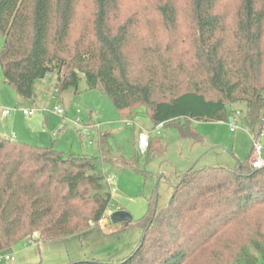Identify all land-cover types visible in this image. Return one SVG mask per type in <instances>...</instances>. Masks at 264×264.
<instances>
[{
    "label": "trees",
    "instance_id": "obj_1",
    "mask_svg": "<svg viewBox=\"0 0 264 264\" xmlns=\"http://www.w3.org/2000/svg\"><path fill=\"white\" fill-rule=\"evenodd\" d=\"M120 1L91 0L79 29L80 0H0L4 82L31 100L34 84L52 73L58 94L71 88L78 96L83 79L85 90H99L121 117L144 107L154 126L178 125L191 140L196 139L191 121L224 122L236 105L245 108L243 118L258 133L264 129V0L159 4L155 12L167 29L176 28L182 10L188 17L181 34L188 58L174 61L168 49H148L155 55L154 81L146 83L132 77L127 52L137 16L114 23ZM185 81L183 92L155 96L158 82L163 93L161 85L179 90ZM110 138L104 134L98 141L104 166ZM250 156L233 169L207 167L178 176L161 210L156 195L150 198L141 219L123 223V229L139 227L142 237L117 264H257L253 251L264 261V167L252 168ZM95 171L87 156L0 136V252L33 233L45 243L89 232L90 223L97 226L111 193Z\"/></svg>",
    "mask_w": 264,
    "mask_h": 264
},
{
    "label": "rangeland",
    "instance_id": "obj_2",
    "mask_svg": "<svg viewBox=\"0 0 264 264\" xmlns=\"http://www.w3.org/2000/svg\"><path fill=\"white\" fill-rule=\"evenodd\" d=\"M166 1L121 0L119 3L118 19L114 21L116 25L126 20L127 16H137L133 18L130 27L131 39L127 52L132 61V77L141 83L150 79L154 81L151 71L154 73L152 58L155 55L148 53V49H168L174 61H187L188 58L184 55L187 41H184L181 34L188 29L189 19L182 10L176 28L167 29L155 12L157 6ZM172 1L177 7L181 2L187 4L186 0ZM91 9V0H80L76 20L79 29ZM2 43L0 35V50ZM55 77L56 74L52 73L37 81L33 87L34 98L30 100L18 96L4 82L0 68V136L37 147L53 148L64 155L87 156L96 165L95 173L100 174L102 160L98 152V141L102 135L109 133L112 137L107 143L112 151L104 162L105 167L116 177V192L111 194L104 219L97 226L90 223L89 232L46 240L45 243L37 233L33 237V233L10 251L1 252L0 257L11 255L14 259L0 264H67L92 259L104 264H117L138 245L142 230L139 227L123 229L124 222H112L109 217L111 213L122 211L131 217V221L137 222L147 212L150 198L154 195L157 197V209L166 207L178 176L207 167L233 169L238 162H245L252 153L253 139L258 128L245 121V108L236 105L228 112H240L235 121V132H230L225 122L191 121L190 128L196 136L195 140H191L181 135L178 125L168 124L159 134H151L148 147L141 154L137 144L138 135L154 128L144 107L123 118L110 99L99 90L86 91L83 79L79 83L78 96L74 95L71 88L58 94L54 86ZM186 82L179 90L170 87L168 83L163 88L161 85L163 93H159L158 82L155 96L162 99V95L169 91L183 92ZM165 98L169 99L170 96L167 94ZM57 107L62 110V116L56 114ZM2 110H8L4 117L1 115ZM25 110L32 113L25 114ZM124 121H132L134 125H127ZM178 123L185 124V121L180 119ZM89 126L99 127V133L86 138L81 135L84 129L79 131V127ZM260 142L264 146V134ZM253 253L257 264H264L259 254L255 251Z\"/></svg>",
    "mask_w": 264,
    "mask_h": 264
},
{
    "label": "built area",
    "instance_id": "obj_3",
    "mask_svg": "<svg viewBox=\"0 0 264 264\" xmlns=\"http://www.w3.org/2000/svg\"><path fill=\"white\" fill-rule=\"evenodd\" d=\"M56 114L62 116V110L57 107L55 110ZM25 114L30 115L32 112H27L26 110L24 111ZM8 114V110H2L1 111V115L5 116ZM240 116V112L239 111H234L231 110V112L226 116L224 122L228 125L230 132H235L237 129V126L235 124L236 118ZM125 124L127 125H134V123H132V121H124ZM164 127L163 123H159L157 125L154 126V128H152L150 131H145V132H140L138 135V140H137V144H138V149L140 151L141 154H143L146 150V148L148 147V142L150 139L151 134L156 133L159 134L160 130ZM81 129H84V132L81 134L82 136L86 137V138H90V136L93 133H99V127H95V126H89L88 128H80L79 127V131ZM264 134V129L260 130V132L258 134H256L255 138L253 139V149H252V153H251V157L249 160L250 165L252 166V168L255 169H259L264 167V146H262L261 142H260V137ZM100 174L103 177V180L108 188V190L110 191V193H114L116 192V186L114 184V181L116 180V177L114 176V174L112 172H110L107 168H105V166L103 164H101L100 167ZM35 236V233L33 234V237ZM13 256L11 255H5V256H1L0 257V262L2 261H13Z\"/></svg>",
    "mask_w": 264,
    "mask_h": 264
},
{
    "label": "water",
    "instance_id": "obj_4",
    "mask_svg": "<svg viewBox=\"0 0 264 264\" xmlns=\"http://www.w3.org/2000/svg\"><path fill=\"white\" fill-rule=\"evenodd\" d=\"M110 219L114 223H122V222H130L131 221V217L122 211L113 212L110 215Z\"/></svg>",
    "mask_w": 264,
    "mask_h": 264
},
{
    "label": "crops",
    "instance_id": "obj_5",
    "mask_svg": "<svg viewBox=\"0 0 264 264\" xmlns=\"http://www.w3.org/2000/svg\"><path fill=\"white\" fill-rule=\"evenodd\" d=\"M3 117H4V116H3ZM106 134L110 135L109 133H106ZM110 136L112 137V135H110ZM107 142H108V141H107ZM107 144H108V143H107ZM108 146H109V145H108ZM111 151H112V150H111ZM110 172H111V171H110ZM111 214H112V213H111ZM111 214H110V215H111ZM109 217H110V216H109ZM0 253H1V252H0Z\"/></svg>",
    "mask_w": 264,
    "mask_h": 264
}]
</instances>
